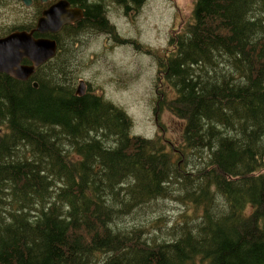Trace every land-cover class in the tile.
<instances>
[{"label": "trees", "instance_id": "16d2710c", "mask_svg": "<svg viewBox=\"0 0 264 264\" xmlns=\"http://www.w3.org/2000/svg\"><path fill=\"white\" fill-rule=\"evenodd\" d=\"M81 6L72 37L117 39L105 4ZM174 32L156 106L183 123L178 147L76 95L61 40L33 81L0 74V264H264V0H194ZM159 199L193 214L156 233L130 219Z\"/></svg>", "mask_w": 264, "mask_h": 264}, {"label": "rangeland", "instance_id": "374dc122", "mask_svg": "<svg viewBox=\"0 0 264 264\" xmlns=\"http://www.w3.org/2000/svg\"><path fill=\"white\" fill-rule=\"evenodd\" d=\"M101 1L105 2L106 17L117 39L92 29L75 39L62 40L64 55L68 49L74 57L70 67L80 74L76 90L79 81L84 80L87 91L126 111L133 121L132 135L148 139L160 136L180 146L183 123L168 111H157L158 59L167 52L172 33L181 31L191 20L194 0H144L139 11L129 10L128 14L114 0ZM8 25L12 23L6 16L0 22L1 34ZM64 55L62 62L67 60ZM193 211L159 199L145 210L138 209L130 219L144 221V230L156 233L159 226L170 228Z\"/></svg>", "mask_w": 264, "mask_h": 264}, {"label": "water", "instance_id": "95a60500", "mask_svg": "<svg viewBox=\"0 0 264 264\" xmlns=\"http://www.w3.org/2000/svg\"><path fill=\"white\" fill-rule=\"evenodd\" d=\"M67 1H60L44 12L36 30L30 33L17 31L0 39V73H5L19 81H28L36 73L37 68L52 60L58 49L54 39H35L33 34L58 33L65 25L74 23L83 17L80 9H70ZM28 59L32 65H22ZM85 81L81 80L76 90L78 96L86 93ZM38 88V84L34 83Z\"/></svg>", "mask_w": 264, "mask_h": 264}, {"label": "flooded vegetation", "instance_id": "af4514ba", "mask_svg": "<svg viewBox=\"0 0 264 264\" xmlns=\"http://www.w3.org/2000/svg\"><path fill=\"white\" fill-rule=\"evenodd\" d=\"M60 1H67L70 4V9H80L83 13V17L72 24L64 26L58 33L41 34L36 31L33 34L35 39H54L58 42V40L62 41L64 39L75 38L72 36H76L77 32H79L75 31V28L78 27L80 22H83V20H85L86 15V8L81 5L84 4V2H87L88 4H92L95 2L105 4V2L103 3L101 0H77V3L72 2V0H0V22L6 16H8L9 23H12V25H8L5 27V29L3 30L5 32H3L2 34L0 33V39L5 38L17 31H27L30 33L32 30H36L38 22L43 17L44 12L48 10L49 7L57 4ZM21 64L32 65V63L28 59H24ZM33 78L34 77H31L28 81H33Z\"/></svg>", "mask_w": 264, "mask_h": 264}]
</instances>
